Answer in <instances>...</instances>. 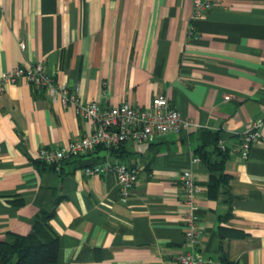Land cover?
<instances>
[{
	"label": "crops",
	"instance_id": "obj_1",
	"mask_svg": "<svg viewBox=\"0 0 264 264\" xmlns=\"http://www.w3.org/2000/svg\"><path fill=\"white\" fill-rule=\"evenodd\" d=\"M36 62L104 107H144L166 93L194 126L96 147L56 168L37 159L39 149L90 135L93 124L19 79L0 92V238L27 234L44 209L58 239L50 264H175L187 250L178 176L188 168L202 186L201 256L264 264V127L247 158L240 147L264 113V0H218L201 18L192 0H0V72ZM213 135L226 146L213 172L227 178L211 184L196 150L220 159ZM107 159L139 167L125 200L113 172L83 173Z\"/></svg>",
	"mask_w": 264,
	"mask_h": 264
},
{
	"label": "built area",
	"instance_id": "obj_2",
	"mask_svg": "<svg viewBox=\"0 0 264 264\" xmlns=\"http://www.w3.org/2000/svg\"><path fill=\"white\" fill-rule=\"evenodd\" d=\"M193 17L205 16L218 0H192ZM24 48V43H20ZM24 79L37 90L47 91L53 98L60 100L63 107L72 106L75 114L93 124L90 135H83L71 139L66 144L39 149L37 159L58 168L60 162L67 158L82 156L96 147H103L107 151L125 141L151 142L158 134L178 133L194 126L189 119L182 117L170 102L166 93H159L152 97L147 106L141 107L130 103L104 107L98 101H84L77 88H69L48 74L42 62L30 65H20L10 70L0 72V92L7 86L16 84ZM231 98L226 94L224 99ZM264 127V113L253 120L242 134L241 156L247 158L248 149L254 142L260 140L261 128ZM220 149L226 146L222 139L218 140ZM193 161H198L197 157ZM113 172L116 176L119 196L125 200L132 188L138 182L139 167L128 162L107 159L99 163H92L83 167L87 176L101 175ZM178 179L184 190V243L187 250L176 254L175 264H223L220 260L203 258L200 254L202 231L198 225L197 197L202 191L192 169H184Z\"/></svg>",
	"mask_w": 264,
	"mask_h": 264
},
{
	"label": "trees",
	"instance_id": "obj_3",
	"mask_svg": "<svg viewBox=\"0 0 264 264\" xmlns=\"http://www.w3.org/2000/svg\"><path fill=\"white\" fill-rule=\"evenodd\" d=\"M218 136H212V142L215 144L220 155V159L211 162L210 155L205 151L204 146H200L196 152L199 159L204 161L212 174L210 182L227 178L224 173L216 176L213 171H221L226 157L225 150L219 148L216 144ZM114 147L110 148V150ZM12 202L19 206L23 204L21 197L13 199ZM52 216L51 211L40 210L31 222L30 231L27 234H17L8 232L4 238H0V264H50L56 260L58 251L57 235L51 229L49 220Z\"/></svg>",
	"mask_w": 264,
	"mask_h": 264
}]
</instances>
